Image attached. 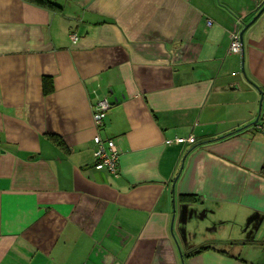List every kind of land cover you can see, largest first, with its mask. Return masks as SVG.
Returning a JSON list of instances; mask_svg holds the SVG:
<instances>
[{"label": "crops", "instance_id": "1", "mask_svg": "<svg viewBox=\"0 0 264 264\" xmlns=\"http://www.w3.org/2000/svg\"><path fill=\"white\" fill-rule=\"evenodd\" d=\"M46 1L0 0V264H264V0Z\"/></svg>", "mask_w": 264, "mask_h": 264}, {"label": "built area", "instance_id": "2", "mask_svg": "<svg viewBox=\"0 0 264 264\" xmlns=\"http://www.w3.org/2000/svg\"><path fill=\"white\" fill-rule=\"evenodd\" d=\"M207 24H210V21L207 20ZM240 24V23H238ZM72 41H75V33L71 34ZM229 50L232 53H238L240 51V42H239V27L235 28L230 33V44ZM110 104L105 97L96 98L93 104L92 111V122L96 128H99L103 124V119L106 114V111L110 107ZM93 142L95 145L93 151L94 164L93 167L99 170H105L110 173H115L117 171L118 163V152L116 150L115 144L112 139L106 138L102 139L98 134L93 136ZM193 143L194 138L192 135L186 137H175L173 140L167 139L165 143Z\"/></svg>", "mask_w": 264, "mask_h": 264}, {"label": "water", "instance_id": "3", "mask_svg": "<svg viewBox=\"0 0 264 264\" xmlns=\"http://www.w3.org/2000/svg\"><path fill=\"white\" fill-rule=\"evenodd\" d=\"M264 10V4L260 7V9L257 11V13L252 16L251 20L247 23L242 24V28L239 30V42H240V49H242V34L247 28V26L261 13V11ZM174 181V180H173Z\"/></svg>", "mask_w": 264, "mask_h": 264}, {"label": "trees", "instance_id": "4", "mask_svg": "<svg viewBox=\"0 0 264 264\" xmlns=\"http://www.w3.org/2000/svg\"><path fill=\"white\" fill-rule=\"evenodd\" d=\"M34 1H36V2H42V3H47L46 0H34ZM204 248H205V246H199L198 248L192 250L191 253H197V252L201 251Z\"/></svg>", "mask_w": 264, "mask_h": 264}]
</instances>
